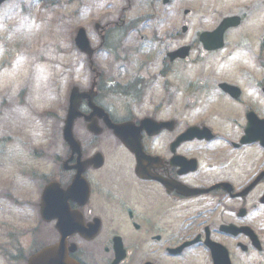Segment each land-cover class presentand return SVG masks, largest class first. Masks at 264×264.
<instances>
[{
	"label": "flooded vegetation",
	"instance_id": "flooded-vegetation-1",
	"mask_svg": "<svg viewBox=\"0 0 264 264\" xmlns=\"http://www.w3.org/2000/svg\"><path fill=\"white\" fill-rule=\"evenodd\" d=\"M246 70L239 76L224 70L223 80L202 71L197 121L190 123L194 108L180 106L167 118L176 120L174 125L158 134L129 133L134 151L100 122L107 137L82 145V161L102 154V163L89 165L83 174L89 197L84 205L70 200L71 213L82 214L89 236H70L78 245L72 257L82 264H226L210 247L221 246L229 264H263L264 128L252 123L250 141L243 140L249 113L264 120V66L258 61L249 74H243ZM231 78H238L242 92L231 95L219 88L221 82L235 84ZM110 116L118 124L140 126L134 117ZM190 126L209 127L214 138L178 141ZM192 159L196 170L183 171L182 164ZM61 164L57 179L66 189L82 164L68 148ZM72 220L80 221L78 215ZM121 244L124 252L117 253ZM118 254L123 255L119 262ZM0 264H8V238L0 244Z\"/></svg>",
	"mask_w": 264,
	"mask_h": 264
},
{
	"label": "rangeland",
	"instance_id": "rangeland-1",
	"mask_svg": "<svg viewBox=\"0 0 264 264\" xmlns=\"http://www.w3.org/2000/svg\"><path fill=\"white\" fill-rule=\"evenodd\" d=\"M131 1L130 5L125 0H79L80 4L70 5L62 0L63 6L43 11L37 0H11L1 7L0 221H8V238L9 229L22 231L27 224L37 222L34 203L39 198V191L27 177L39 178L42 173L52 172L53 149L62 151L63 123L58 116L65 113L73 81H80L84 86L92 75L83 67L85 56L71 43L70 35L75 27L84 26L93 45L98 46L101 40L94 29L95 23L116 21L119 10L125 7L126 20L140 18L141 24L123 40L118 54L143 64L158 55L164 56L167 50L192 42L195 48L186 75L187 80H192L197 73V33L228 14L250 18L254 7L260 3L259 0H170L165 5L163 0ZM82 4L91 6L90 11L77 13L76 9L78 11ZM186 8L191 10L187 18L183 16ZM151 13L152 19L149 18ZM184 24L190 25V31L179 35ZM33 30L39 34H33ZM156 31L158 39L152 38ZM250 44L251 41L245 40L241 49L233 45V49L239 50L233 57L248 58ZM112 58V54L103 51L95 57V62L109 74L114 72L117 78L125 80L137 68L132 65L127 76L119 66H109L113 64ZM46 111L55 117H44ZM138 111L142 114L150 112L146 105ZM36 150L43 151L44 155L34 158ZM8 195L17 198L21 205L14 204ZM5 230V226L0 227V233Z\"/></svg>",
	"mask_w": 264,
	"mask_h": 264
},
{
	"label": "water",
	"instance_id": "water-1",
	"mask_svg": "<svg viewBox=\"0 0 264 264\" xmlns=\"http://www.w3.org/2000/svg\"><path fill=\"white\" fill-rule=\"evenodd\" d=\"M76 41H77L78 46L82 50L87 51L88 53L91 54V49L89 47V41L86 37V33L84 30H80ZM67 138H69V140L72 139V136L70 134H68V132H67ZM61 264H71V263L67 262L64 258H62Z\"/></svg>",
	"mask_w": 264,
	"mask_h": 264
}]
</instances>
